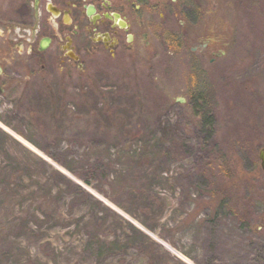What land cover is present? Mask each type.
I'll list each match as a JSON object with an SVG mask.
<instances>
[{"label":"rangeland","instance_id":"rangeland-1","mask_svg":"<svg viewBox=\"0 0 264 264\" xmlns=\"http://www.w3.org/2000/svg\"><path fill=\"white\" fill-rule=\"evenodd\" d=\"M220 4L137 59L0 80L15 86L0 93V163L16 173L0 177V264H264V0ZM14 54L0 37V66L23 72ZM123 144L147 159L115 156ZM131 164L147 167L136 200L121 194Z\"/></svg>","mask_w":264,"mask_h":264},{"label":"flooded vegetation","instance_id":"flooded-vegetation-1","mask_svg":"<svg viewBox=\"0 0 264 264\" xmlns=\"http://www.w3.org/2000/svg\"><path fill=\"white\" fill-rule=\"evenodd\" d=\"M220 1L0 0V37L7 52L15 51L24 65L23 72L0 66V80L32 78L37 67L41 72L56 65L70 76L82 72L90 59H137L152 53L153 46L156 50L165 46L168 35L179 40L183 30L195 27L204 13L220 9ZM177 45L184 47L179 41ZM196 49L206 51L207 41L201 40ZM225 53L211 51L209 63ZM14 87L0 88V93Z\"/></svg>","mask_w":264,"mask_h":264},{"label":"trees","instance_id":"trees-1","mask_svg":"<svg viewBox=\"0 0 264 264\" xmlns=\"http://www.w3.org/2000/svg\"><path fill=\"white\" fill-rule=\"evenodd\" d=\"M77 96H80V95H77ZM1 130V129H0ZM0 133H2V134H4V135H6L2 130L0 131ZM126 134V133H125ZM7 136V135H6ZM126 136H127V134H126ZM128 137V136H127ZM8 138H10L9 136H8ZM11 139V138H10ZM12 141H13V139H11ZM129 146V147H128ZM128 146L127 145H125V144H123V146H121V145H116V148L113 150V154L115 155V156H118V157H126L127 159H129V160H132V159H134V158H142V159H144V160H146L147 159V157L146 156H144V155H140V149L139 148H135V147H133L131 144H128ZM129 149V151L130 152H128L126 155H125V153H124V151L126 150V149ZM10 156V155H9ZM9 159H11V160H14V161H16V165L19 167V168H21V167H24L25 166V164H22L20 161H18L17 159H15V158H13V157H11V158H9ZM133 167H134V169H136V171H135V178H136V182H137V184L134 186V187H130V188H124V189H122L121 190V194H123L124 196H128V195H131V196H133V198L136 200V199H138V196H140V193H138V191L140 190V187L141 186H143L144 184H146L147 183V179H145V181L144 182H142V183H140L139 181H140V178H141V176H142V174L147 170V167H140L141 168V170H142V174L141 175H139V176H137L138 175V169H137V164H131ZM130 165V166H131ZM139 167V166H138ZM0 173H2V175L0 176V177H2V178H5V179H7V178H11V176H10V174H13V176L16 174V173H10L9 171H8V169L6 168V167H4L3 166V163L1 164L0 163ZM19 174V173H18ZM21 175H18V179H19V181L21 182V183H23L24 182V179L22 178V177H20ZM108 179H110L111 181H114V178L111 176V175H109L108 177H107ZM144 178H146V175H144ZM39 181H43L44 182V179H38ZM139 198H142V197H139ZM142 202V204H143V202H147V198H144V199H142L141 200ZM37 204L40 206V207H44V209L45 208H47V202L45 201V200H39L38 202H37ZM135 206V205H134ZM145 210H147V209H145ZM70 214V212L69 213H65L64 212V214L63 215H59V219H61V220H65L66 218H67V216ZM33 215L38 219L37 221H42V217L37 213V212H33ZM98 214L97 213H94V215H92L91 217H89V219H87V223L85 224V225H87L88 223L89 224H95L94 222H96L97 220H98ZM132 216V215H131ZM120 218V217H119ZM55 219V218H54ZM123 222H125L122 218H120ZM75 223H77V226L79 227L80 226V224H81V222H83V220H82V217H79V218H77L75 221H74ZM126 223V222H125ZM130 227H131V225H130ZM133 228V227H132ZM142 238H144L143 240H145L146 242H148V243H150L151 245H153V242L148 238V237H146L145 235H143L142 233H138ZM110 238V239H109ZM101 240H103L104 242H109L108 243V246L110 247V249H112V247H123V245H125V246H128V245H126V244H122V245H120L121 244V241L119 240V238L116 236L115 238L114 237H107V236H102V238H100V243H101ZM138 243V242H137ZM83 245H84V247L85 248H92V249H94V247H91V243H90V240L88 239V237H85V239L83 240ZM140 247H144V242H141L140 243V246H139V248ZM95 248H97L96 250H98L99 252H100V249H99V246H95ZM139 248H137V249H139ZM137 249H136V251H137ZM166 253V255L168 256V257H170L171 258V256L167 253V252H165ZM135 256H140L139 254H137V255H135ZM129 259V258H128ZM127 259V257H125V258H123V262L121 261V263L120 264H124L125 262H126V260H128ZM153 261V259H147V264H151V262Z\"/></svg>","mask_w":264,"mask_h":264},{"label":"water","instance_id":"water-1","mask_svg":"<svg viewBox=\"0 0 264 264\" xmlns=\"http://www.w3.org/2000/svg\"><path fill=\"white\" fill-rule=\"evenodd\" d=\"M184 101L183 100H180L179 103H183ZM258 159H259V162H260V168L261 170L264 172V149H261L258 153Z\"/></svg>","mask_w":264,"mask_h":264}]
</instances>
